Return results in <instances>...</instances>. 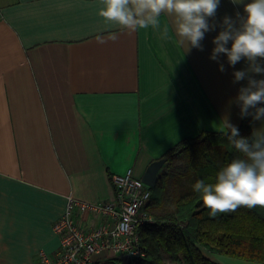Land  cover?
<instances>
[{
	"label": "crops",
	"instance_id": "obj_1",
	"mask_svg": "<svg viewBox=\"0 0 264 264\" xmlns=\"http://www.w3.org/2000/svg\"><path fill=\"white\" fill-rule=\"evenodd\" d=\"M100 6L0 0V264H34L39 250L54 255L52 225L69 196L111 201L112 175L131 169L141 178L181 139L220 131L224 116L241 123L232 101L247 81L233 83V71L246 62L233 68L221 54V72L209 58L218 28L205 33L203 50L184 52L171 27L168 39L151 27L120 30ZM236 10L243 7L220 0L215 20ZM114 32L116 41L97 43Z\"/></svg>",
	"mask_w": 264,
	"mask_h": 264
},
{
	"label": "clouds",
	"instance_id": "obj_2",
	"mask_svg": "<svg viewBox=\"0 0 264 264\" xmlns=\"http://www.w3.org/2000/svg\"><path fill=\"white\" fill-rule=\"evenodd\" d=\"M242 6L243 12L225 14L216 21L220 0H100L98 14L120 30L138 31L151 27L161 39L169 38V27L177 43L185 51L203 50L201 41L205 33L219 31L213 37L214 47L210 59L218 63L221 54L229 66L241 60L246 66L233 71V83L246 80L239 87L233 103L239 107L241 118L250 116L252 121L264 124V0H230ZM161 17L167 23L161 27ZM97 43L116 41L117 34L107 39L97 36ZM230 45V46H229ZM220 131L227 138L238 156L224 164L215 174L213 182L197 180L193 191L199 195L209 215L235 212L239 207L249 209L264 207V127L253 124L250 136H242L239 128L223 117Z\"/></svg>",
	"mask_w": 264,
	"mask_h": 264
},
{
	"label": "trees",
	"instance_id": "obj_3",
	"mask_svg": "<svg viewBox=\"0 0 264 264\" xmlns=\"http://www.w3.org/2000/svg\"><path fill=\"white\" fill-rule=\"evenodd\" d=\"M252 127L250 116L241 118L242 136H250ZM238 155L221 131L203 130L169 148L160 157L166 160L146 205L153 222L138 227L146 255L128 264H164L165 259L171 264H218L203 249L264 263V207L241 206L212 217L192 187L201 179L213 182L216 172ZM121 262L115 256L93 264Z\"/></svg>",
	"mask_w": 264,
	"mask_h": 264
},
{
	"label": "built area",
	"instance_id": "obj_4",
	"mask_svg": "<svg viewBox=\"0 0 264 264\" xmlns=\"http://www.w3.org/2000/svg\"><path fill=\"white\" fill-rule=\"evenodd\" d=\"M111 182L115 192L111 201L88 203L68 197L65 211L52 225L58 238L56 253L39 250L34 264H93L99 255L122 256L135 263L145 257L138 227L153 222L146 209L151 187L131 169L112 175ZM88 216L99 223L86 228Z\"/></svg>",
	"mask_w": 264,
	"mask_h": 264
},
{
	"label": "water",
	"instance_id": "obj_5",
	"mask_svg": "<svg viewBox=\"0 0 264 264\" xmlns=\"http://www.w3.org/2000/svg\"><path fill=\"white\" fill-rule=\"evenodd\" d=\"M165 158H158L153 160L144 171L143 175L141 176V181L147 184L150 187H154L156 185L158 174L165 163Z\"/></svg>",
	"mask_w": 264,
	"mask_h": 264
},
{
	"label": "rangeland",
	"instance_id": "obj_6",
	"mask_svg": "<svg viewBox=\"0 0 264 264\" xmlns=\"http://www.w3.org/2000/svg\"><path fill=\"white\" fill-rule=\"evenodd\" d=\"M171 206V205H170ZM206 250V249H205ZM217 256H220L218 258H222L224 261H225V264H227V260H230L228 262H231V263H228V264H264V263H259V262H250V261H245V260H242V259H239V258H234V257H229L227 255H223V254H217ZM124 259V258H123ZM126 260L124 259V261H122L120 264H126L125 262ZM164 264H171V262L169 260H166L164 261Z\"/></svg>",
	"mask_w": 264,
	"mask_h": 264
}]
</instances>
